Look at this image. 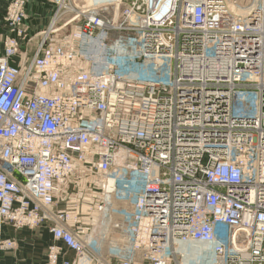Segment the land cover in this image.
I'll list each match as a JSON object with an SVG mask.
<instances>
[{
  "label": "built area",
  "instance_id": "built-area-1",
  "mask_svg": "<svg viewBox=\"0 0 264 264\" xmlns=\"http://www.w3.org/2000/svg\"><path fill=\"white\" fill-rule=\"evenodd\" d=\"M29 1L2 15L0 256L46 226L44 264H264V0H52L37 39Z\"/></svg>",
  "mask_w": 264,
  "mask_h": 264
},
{
  "label": "crops",
  "instance_id": "crops-1",
  "mask_svg": "<svg viewBox=\"0 0 264 264\" xmlns=\"http://www.w3.org/2000/svg\"><path fill=\"white\" fill-rule=\"evenodd\" d=\"M9 1L0 0V49L2 37L6 32L2 15ZM53 9L52 0H30L27 3L25 23L28 25L29 35L35 36L34 39H37L38 33L48 26ZM4 235L14 238L17 246L1 254L0 264H44L47 247L52 242L51 233L45 226H38L31 230H14L7 227L4 229ZM103 253L105 255L108 253L107 243H103ZM63 256L69 260H75L74 253L68 249H65ZM110 261L114 262L112 258Z\"/></svg>",
  "mask_w": 264,
  "mask_h": 264
},
{
  "label": "rangeland",
  "instance_id": "rangeland-1",
  "mask_svg": "<svg viewBox=\"0 0 264 264\" xmlns=\"http://www.w3.org/2000/svg\"><path fill=\"white\" fill-rule=\"evenodd\" d=\"M250 0H238V2H240L241 4H246V3H248ZM91 2H92V0H86V1H83V0H75V3L76 4H79V5H81V3L82 4H85V5H90L91 4ZM87 3V4H86ZM108 15H110V14H108ZM141 256V255H140Z\"/></svg>",
  "mask_w": 264,
  "mask_h": 264
},
{
  "label": "bare ground",
  "instance_id": "bare-ground-1",
  "mask_svg": "<svg viewBox=\"0 0 264 264\" xmlns=\"http://www.w3.org/2000/svg\"><path fill=\"white\" fill-rule=\"evenodd\" d=\"M52 3H53V1H52ZM50 21H51V19H50ZM49 24H50V22H49ZM49 24H48V25H49ZM47 27H48V26H47ZM47 27H46V28H47ZM46 28H45V29H46ZM43 30H44V29H43ZM40 32H41V31H40ZM45 227H46V226H45ZM46 228H47V227H46Z\"/></svg>",
  "mask_w": 264,
  "mask_h": 264
}]
</instances>
